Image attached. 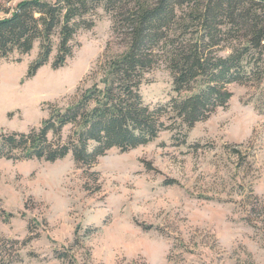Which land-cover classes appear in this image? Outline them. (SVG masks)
Returning a JSON list of instances; mask_svg holds the SVG:
<instances>
[{
    "label": "rangeland",
    "instance_id": "obj_1",
    "mask_svg": "<svg viewBox=\"0 0 264 264\" xmlns=\"http://www.w3.org/2000/svg\"><path fill=\"white\" fill-rule=\"evenodd\" d=\"M21 1L0 0V16ZM94 17L58 69L55 49L27 77L39 42L29 54L0 59V132L41 127L51 107H67L93 84L108 43L112 53L124 49L110 14L100 8ZM228 89V105L186 137L163 130L91 167H79L72 152L54 162L1 158L0 209L14 216L0 219V239L32 237L21 264H264V110L256 106L264 80ZM140 91L151 106L177 95L164 63L146 73Z\"/></svg>",
    "mask_w": 264,
    "mask_h": 264
},
{
    "label": "trees",
    "instance_id": "obj_2",
    "mask_svg": "<svg viewBox=\"0 0 264 264\" xmlns=\"http://www.w3.org/2000/svg\"><path fill=\"white\" fill-rule=\"evenodd\" d=\"M100 8L110 14L113 36L124 49L112 53L108 43L93 84L67 107H51L41 127L1 131L0 159L54 162L72 152L79 167H91L109 150L127 152L163 130H185L186 137L228 105L229 84L264 80V0H22L0 16V59L29 54L39 42L28 78L49 63L55 49L52 67L64 66L75 36L95 26ZM160 63L171 71L177 95L151 106L140 86ZM259 101L262 111L264 98ZM13 216L0 209L3 221ZM31 240L0 239V264H21V248Z\"/></svg>",
    "mask_w": 264,
    "mask_h": 264
}]
</instances>
